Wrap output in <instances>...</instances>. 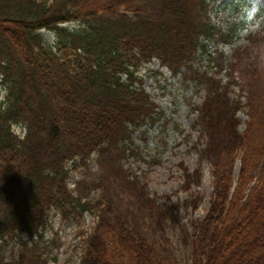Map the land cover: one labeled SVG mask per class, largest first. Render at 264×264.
<instances>
[{
    "label": "trees",
    "instance_id": "trees-1",
    "mask_svg": "<svg viewBox=\"0 0 264 264\" xmlns=\"http://www.w3.org/2000/svg\"><path fill=\"white\" fill-rule=\"evenodd\" d=\"M214 1L0 0V264H49V258L6 262L2 255L21 235L40 247L53 211L67 222L85 214L97 219L90 234L80 235V264H182L169 234L188 249V264H264V34L248 37L228 58L216 50L221 67L230 61L227 82L204 75L198 125L205 144L198 151L211 166L213 192L203 219L184 224L172 206L149 197L139 177L123 170L120 181L109 176L130 142L128 126L153 115L148 95L136 87L137 70L158 60L174 77H187L200 53L232 47L250 23L245 12L233 18L232 4L234 22L226 30L216 26ZM68 23L82 28L62 27ZM42 30L55 34L54 46ZM16 127L25 130L23 138ZM95 154L100 168L90 191L100 197L76 194L68 167L87 168ZM201 178L200 168L187 172L197 188ZM109 183L114 197L104 188ZM192 197L185 207L196 212L203 196Z\"/></svg>",
    "mask_w": 264,
    "mask_h": 264
},
{
    "label": "rangeland",
    "instance_id": "rangeland-1",
    "mask_svg": "<svg viewBox=\"0 0 264 264\" xmlns=\"http://www.w3.org/2000/svg\"><path fill=\"white\" fill-rule=\"evenodd\" d=\"M239 1L217 0L210 5L214 24L223 30L228 29L237 16L243 15L244 12L247 14L250 23L232 47L211 45L207 55L201 53L198 55L187 77H174L168 69L162 68L158 60L153 61L152 64H144L137 70L135 77L140 83L136 87L141 88L148 95L154 105L153 115L142 126L133 124L128 126L130 142L127 141L120 147V152L116 154L114 160L116 172L114 175L109 174L116 177L118 174L120 177V172L123 170L130 177H139L149 197L156 199L159 204L166 203L172 206L174 213H177L184 224L206 216L213 192L211 166L207 162L200 161L198 151L203 149L205 144L201 137V127L198 125L200 111L207 97L204 75L209 74L216 80L227 82L230 61L224 64V68L221 67V56L216 54V50L223 52L225 58H228L232 50L242 49L246 45L248 37L264 34V0H243L245 2L243 5L237 3ZM232 4L238 5L233 10L234 19L229 9ZM62 27L70 30L82 28L78 23H68ZM39 34L48 45L54 46L56 43L54 33L42 30ZM202 43L205 44V40H202ZM261 48L263 53L261 66L264 68V45ZM238 95L239 89H232V98H237ZM4 96L5 91L0 87V101ZM238 117L241 120L240 131L244 132L248 122L247 109L240 111ZM14 131L20 138L25 135V130L21 127L14 128ZM97 159L98 156L95 154L87 168H80L77 171H73V165H69L68 168L72 170L69 187L76 194L81 191L94 198L100 197V191L94 189L90 191L100 168ZM198 168L201 169L202 178L197 188L190 184L192 180L187 179V172L195 173ZM239 169L240 163H237L236 178ZM118 177L117 180L120 181ZM81 184L82 187H79ZM187 184H190L189 187ZM112 186L109 183L104 188L107 189L108 195L114 197ZM193 194L203 196L196 212L185 207L186 202H195ZM125 216L130 217L131 220L133 218L131 213ZM48 223L40 247L37 246L39 241L32 242L27 235H21L19 240H15L3 250L2 257L5 261L11 262L19 258H49V264H80L82 256L80 235L90 234L96 226L97 219L85 214L79 223L67 222L53 211ZM132 223L138 225L134 220ZM169 238L176 259L182 264H188L190 258L188 249L180 244L177 235L169 234ZM24 244H28V251L33 252L31 255L23 252L26 247ZM33 254L36 256H32Z\"/></svg>",
    "mask_w": 264,
    "mask_h": 264
}]
</instances>
